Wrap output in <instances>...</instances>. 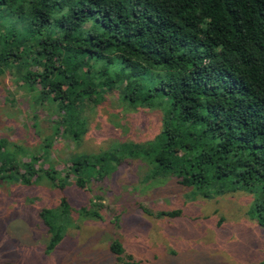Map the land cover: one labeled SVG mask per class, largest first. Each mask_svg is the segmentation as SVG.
<instances>
[{
    "label": "trees",
    "instance_id": "1",
    "mask_svg": "<svg viewBox=\"0 0 264 264\" xmlns=\"http://www.w3.org/2000/svg\"><path fill=\"white\" fill-rule=\"evenodd\" d=\"M7 70L40 103L57 105V133L77 139L87 130L83 104L100 103L107 91L161 109L162 130L135 145L155 175L220 184L217 194L225 186L252 193L264 226V0H0V75ZM82 159L56 185L64 189L73 174L85 186ZM14 168L27 184L38 174L24 161L0 162V174ZM61 207L70 213L67 196ZM48 227L51 250L62 236ZM111 249L120 264H141L121 241Z\"/></svg>",
    "mask_w": 264,
    "mask_h": 264
},
{
    "label": "rangeland",
    "instance_id": "2",
    "mask_svg": "<svg viewBox=\"0 0 264 264\" xmlns=\"http://www.w3.org/2000/svg\"><path fill=\"white\" fill-rule=\"evenodd\" d=\"M19 77L11 70L0 75V162L24 161L38 174L30 184L15 168L0 174V264H120L111 249L115 240L141 264L264 259V226L252 212V193L225 186L217 194L220 184L185 186L170 173L155 175L136 146L162 130L161 109L131 105L121 91H107L100 103L83 104L87 130L77 139L57 133V105L40 103ZM78 158L85 186L71 174L62 189L59 177ZM63 196L70 203L67 215L61 213ZM174 210L180 214H162ZM45 221L62 236L51 250Z\"/></svg>",
    "mask_w": 264,
    "mask_h": 264
}]
</instances>
